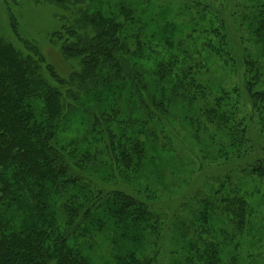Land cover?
Segmentation results:
<instances>
[{"label":"trees","instance_id":"16d2710c","mask_svg":"<svg viewBox=\"0 0 264 264\" xmlns=\"http://www.w3.org/2000/svg\"><path fill=\"white\" fill-rule=\"evenodd\" d=\"M231 1L240 65L213 2L182 0L178 13L186 27L180 32L175 21L151 11L152 0H89L82 21L90 38L78 40L71 28L52 36L65 59L78 61L81 73L71 80L91 98V105L82 104L88 125L69 141L58 139L63 82L28 43L23 46L33 55L25 57L0 40V264H90L84 251L107 228L122 242L153 250L143 256L120 244L112 249L114 264H156L159 232L150 219L159 220L151 205L105 191L93 177L100 185L128 182L139 176L153 141L171 151L161 117L176 108L195 136L210 131L205 143L219 156L212 161L224 158L227 169L209 173L212 185L197 201L199 211L177 230L188 241L173 264H249L239 252L249 225L248 195L237 178L253 183L250 191L264 199V158L250 159L248 137L254 119L264 133V0ZM10 27L18 38L13 17ZM235 65L243 68L248 106L236 89L214 93L202 80L209 67ZM69 99L67 108L79 105L78 94ZM210 217L214 225L202 223ZM217 222L223 225L216 228Z\"/></svg>","mask_w":264,"mask_h":264},{"label":"rangeland","instance_id":"374dc122","mask_svg":"<svg viewBox=\"0 0 264 264\" xmlns=\"http://www.w3.org/2000/svg\"><path fill=\"white\" fill-rule=\"evenodd\" d=\"M181 1L152 0L151 11H155L162 19L175 21L181 32L186 27L185 21L181 20L182 15L178 13ZM208 2H213L215 7L220 6L219 12L230 28L229 38L234 45L236 65H240L241 48L237 39V25H234L229 16L232 6L229 7V4L232 1L208 0ZM221 2H224L223 7H221ZM89 3V0H67L62 3L57 0H17L13 5L9 0L6 2L0 0V40L10 44L25 57L33 55L23 46V42L28 43L37 50L44 64L51 66L53 73L55 72L59 80L63 82L58 88L63 94L64 102L59 141H69L83 134L85 125H88L90 120L86 118L82 104L91 105V98L86 94H80L76 84L71 80L75 73H81L78 61L65 59L59 52V43L53 40L52 36L55 33L63 36L68 28H71L78 40L83 41L90 38L91 30L82 21V12L89 7ZM12 17L15 20L18 38L14 36L10 27ZM192 18L196 19L194 16ZM62 39L65 38L62 37ZM119 58V63L123 65L126 56L120 55ZM129 60L130 58L126 61L127 65ZM201 76L205 86L214 93L225 92L229 95V92L234 93L236 89L237 92L239 91L242 104L249 105L243 86V68L236 66L232 70L219 66L209 67L208 71L202 72ZM75 93L79 95V105L67 108L66 103L70 104L69 98ZM231 99L236 101L235 96ZM240 109L242 114L246 112V109L241 107ZM179 113L176 108L169 113V116L161 117L163 130L169 139H166L165 144L171 151L160 149L158 146L160 141L158 143L153 141L148 147L147 161L144 162V167H141L136 179L131 178L128 182L107 181L100 185L99 178L93 177V183H97L105 191H123L133 197L136 195L151 205L150 208L153 209L159 221L151 218L150 222H153L161 238V241L159 237L157 239L159 245L156 248L157 257L154 258L156 264H173L183 255L188 237L182 236L177 230L187 227L194 211H199L200 205L197 206L196 203L204 197L212 185L208 182L211 170L215 167L218 168L217 172L227 169V162L224 158L212 161L218 155L216 154L217 148L211 146L209 140L205 143L210 131L205 133L206 136L202 132L195 136V131L188 126L186 120L179 116ZM255 120L248 134L252 147L250 154L252 160L264 158V133H259ZM204 156H209V159L202 160ZM253 186L254 184L248 180L237 178V187L243 188L248 195L247 202L250 212L247 230L239 238V252L243 256L242 259L249 261V264H264V199L250 191ZM202 223L208 226L214 225L211 217ZM182 224L186 226L178 227ZM222 225V222L215 224L216 228ZM109 226L112 227L113 224L110 223ZM118 235L116 230L112 231L107 228L93 240L92 245L84 251L90 264H114L115 257L112 249L118 251L120 244L122 249L130 247L143 256L153 252L150 246H143L140 243V245L133 246L130 242H122ZM204 235L206 237V234Z\"/></svg>","mask_w":264,"mask_h":264}]
</instances>
